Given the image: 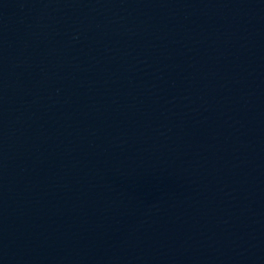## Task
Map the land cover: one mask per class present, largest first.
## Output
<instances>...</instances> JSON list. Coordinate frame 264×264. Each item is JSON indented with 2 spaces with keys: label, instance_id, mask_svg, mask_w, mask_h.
I'll return each mask as SVG.
<instances>
[{
  "label": "water",
  "instance_id": "95a60500",
  "mask_svg": "<svg viewBox=\"0 0 264 264\" xmlns=\"http://www.w3.org/2000/svg\"><path fill=\"white\" fill-rule=\"evenodd\" d=\"M0 264H264V0H0Z\"/></svg>",
  "mask_w": 264,
  "mask_h": 264
}]
</instances>
